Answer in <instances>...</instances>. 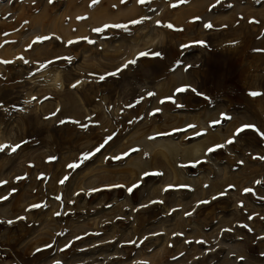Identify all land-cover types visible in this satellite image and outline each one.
<instances>
[{
  "label": "rangeland",
  "instance_id": "374dc122",
  "mask_svg": "<svg viewBox=\"0 0 264 264\" xmlns=\"http://www.w3.org/2000/svg\"><path fill=\"white\" fill-rule=\"evenodd\" d=\"M0 45V264H264V0H0Z\"/></svg>",
  "mask_w": 264,
  "mask_h": 264
},
{
  "label": "snow or ice",
  "instance_id": "6c2138e0",
  "mask_svg": "<svg viewBox=\"0 0 264 264\" xmlns=\"http://www.w3.org/2000/svg\"><path fill=\"white\" fill-rule=\"evenodd\" d=\"M50 2H51V0H50ZM139 2L140 3H144L145 2V0H139ZM258 2H259V0H258ZM96 3H98V0H92V4L93 5H95ZM80 19H84L83 17H81ZM144 19H147V17H145ZM250 22H255V21H250ZM132 24H139V23H143V19H141V20H134V21H132L131 22ZM157 23L159 24L160 22L159 21H157ZM207 27H211V25H206ZM116 27H122V28H124V30L125 31H127V28L125 27V26H123V25H116ZM166 27H172L171 25H166ZM94 31H97V32H100V31H102V29H95ZM46 39H48V37H37L34 41H33V43H35V42H37V41H43V40H46ZM74 41H69V44H71V43H73ZM89 43H94L93 41H88ZM0 46H2V45H0ZM258 51H264V50H258ZM140 56H146V55H148V53H145V52H141L140 54H139ZM155 55L156 56H160L161 54L159 53V52H157V53H155ZM20 59H23V57H20ZM63 59H66V60H68L69 62L71 61V58L70 57H67V58H63ZM24 62L25 63H28V61L27 60H24ZM136 60L134 59V60H130V61H128L126 64H124L123 65V67L122 68H120V69H117L116 71H114V72H111V73H108L107 74V76H116V75H118L119 74V72L120 71H123L124 69H126L127 67H128V65L129 64H132V65H134V64H136ZM0 63H9V61H0ZM48 63H52V61H49V62H47L46 64H42L41 65V67L42 68H46L47 67V64ZM99 79L102 81V80H104V79H106V76H100L99 77ZM73 87H76V85H73ZM186 89H183V88H181V89H179L178 91H185ZM193 91H195V90H193ZM149 95H154V93H149ZM250 95L251 96H256V95H260V93H257V92H251L250 93ZM37 98L36 97H32V100H36ZM31 101H25V103H30ZM140 102V100L138 99L137 101H136V103H139ZM61 123H64V121H61ZM73 123H78V122H73ZM83 127L86 129L87 128V125H83ZM246 127H251V126H246ZM113 139V136H108V137H106L105 138V140H104V142H102L100 145H98L97 147H96V149L95 150H93L92 152H86V153H83L82 155H81V157L79 158V160H80V162L82 163V162H85V161H87V160H89L93 155H95L96 153H98V152H100L109 142H111V140ZM232 141L230 140V141H228V143H231ZM7 147H9L8 145H0V151H3L5 148H7ZM20 147V145H15V146H11V151H13V152H15L18 148ZM217 147H222V145H218V146H215V147H213V148H210L208 151L209 152H213V151H215L216 150V148ZM133 151H136V149H133ZM122 158V156H117V157H115L114 159H121ZM264 159V157H254V159ZM50 159H56L55 157H51ZM80 166V164L79 163H70L69 165H67V167L69 168V169H76V168H78ZM145 176H147V175H150V173H145L144 174ZM68 179V177L67 176H65L64 178H62L60 181H59V183L60 184H63L66 180ZM2 183H6V182H0V184H2ZM256 183H260V181H257ZM137 187H139V184H136V185H133L132 187H129V188H127V191H128V193L129 194H132L133 193V191H134V189L135 188H137ZM170 187H172V186H166V188L164 189V191H168V189L170 188ZM245 192H251V191H253L252 189H245L244 190ZM219 195H225V193H220ZM216 198H218V197H213V199H216ZM0 199H7V197H3V198H0ZM56 199L57 200H60L61 199V197H59V196H57L56 197ZM158 203H163V201H157V200H154V201H151L150 202V204H158ZM201 203H204V204H206V203H209V201H200V202H198V204H197V207L199 206V204H201ZM149 205H141V207H148ZM38 207H47V205L46 204H36V205H31V206H29V209L28 210H31L32 208H38ZM139 209H136V211H138ZM173 211H175V209H173ZM61 213H59V212H57V213H55V215H57V216H59ZM186 215H188V216H190V215H192V213L190 212V213H186ZM18 219H25V217H20V218H18ZM119 219V218H118ZM8 223L9 224H11L12 223V221H8ZM179 235V234H178ZM80 237H77V239H79ZM145 239H147V237H145ZM47 247H50V246H47ZM66 247H70V245H67ZM42 249H37L36 251L37 252H39V251H41Z\"/></svg>",
  "mask_w": 264,
  "mask_h": 264
},
{
  "label": "bare ground",
  "instance_id": "6f19581e",
  "mask_svg": "<svg viewBox=\"0 0 264 264\" xmlns=\"http://www.w3.org/2000/svg\"><path fill=\"white\" fill-rule=\"evenodd\" d=\"M48 78L45 82H38L37 84L44 87V90L51 91L53 94H60L67 90V85L65 81V75L63 68H57L52 71H48L47 73ZM85 82L84 78L78 79L71 84V89L79 88ZM76 85V87H73ZM34 92L30 93V96H34ZM81 101L84 102V99L81 97ZM57 108L61 111L63 108V104L61 100L57 102ZM42 109V106H41ZM119 110V109H116ZM4 141V137L2 131L0 130V143Z\"/></svg>",
  "mask_w": 264,
  "mask_h": 264
}]
</instances>
